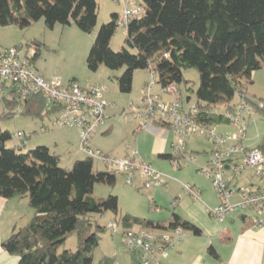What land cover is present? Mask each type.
Masks as SVG:
<instances>
[{"label": "trees", "instance_id": "trees-1", "mask_svg": "<svg viewBox=\"0 0 264 264\" xmlns=\"http://www.w3.org/2000/svg\"><path fill=\"white\" fill-rule=\"evenodd\" d=\"M142 3L144 15L129 23L121 51L114 52L110 47L119 15L113 14L112 22L101 27L88 56V67L92 71L101 65L112 71L125 68L117 78L124 93L132 90L137 70L153 69L157 84L163 89L177 85L183 103L180 85L190 83L183 71L195 69L199 73V87L194 91L191 86L188 92L195 95L197 121L217 128L229 125L226 114L237 110L238 94L250 95L248 86L252 84L253 73L264 69V0H142ZM98 10L97 0H0V26L25 30L44 19L49 29L57 24L75 23L81 31L91 33L97 25ZM39 55L38 48L33 64ZM0 91L7 94L1 98L4 112L0 114V122L17 117L14 88L2 83ZM45 106L43 96H33L20 115L44 122L48 116ZM218 107L225 113H217ZM12 138L9 131L0 127V197L27 198L35 215L3 242L4 251L19 257V264H96L93 255L106 227L96 225L92 215L111 211L118 216V198L114 195L96 198L94 187L99 183L115 185L116 174L110 170L95 171V161L89 157L76 161L70 169L62 168L59 156L48 147L38 146L22 153L23 147L19 145L7 147ZM256 149L264 155V141ZM119 220L127 230L136 226L181 227L197 236L202 233L198 226L177 214L167 221L131 215ZM73 235L78 239L76 251L63 249ZM209 252L216 254L213 247ZM114 263L115 259L109 257L100 262Z\"/></svg>", "mask_w": 264, "mask_h": 264}, {"label": "built area", "instance_id": "built-area-1", "mask_svg": "<svg viewBox=\"0 0 264 264\" xmlns=\"http://www.w3.org/2000/svg\"><path fill=\"white\" fill-rule=\"evenodd\" d=\"M123 6V14L117 22V29L123 28L127 34L128 25L134 18L144 15L142 0H115ZM36 51L33 47L16 46L0 48V84L12 86L17 94L16 114L20 115L28 99L41 95L46 106L45 113L52 117L49 128H76L80 132V150L89 158L104 163L108 170L121 176L126 185L139 191H147L156 187L165 188L167 176L140 159L138 153L126 158H113L93 150L91 140L103 124L109 102L104 99L105 88L99 85L81 87L77 83L64 85L60 78L50 80L41 76L34 68L32 60ZM150 82L145 86L144 96L137 105L130 107L134 118L140 121L138 130H146L151 126L166 128L174 133L176 140L172 144V164L180 169L188 163L195 162V156L187 151V141L192 137L203 138L211 146V157L207 166L200 168V173L210 178L216 191L220 205L209 209L211 216L220 223L228 215L237 211L249 210L250 219L255 229L264 227V189H251L240 186L232 187L230 181L248 170L264 182V155L256 148L244 146L243 139L247 132L245 115L261 113L264 115V100L250 95L238 94L237 110L227 113L226 119L235 127L233 132H220L217 127L199 123L196 119L198 108L192 104L186 109L181 100L176 84H170L163 91L173 97L172 101H164L154 91L157 74L150 70ZM19 147H24L25 135L18 132L14 136ZM186 195L200 200L201 193L193 185L182 183ZM240 196V201L232 199ZM178 199L173 201L177 206ZM109 228L114 234L121 236L122 246L132 257V264H164L163 259L169 251L181 243L186 231L181 228L143 229L134 227L125 229L121 220L111 222Z\"/></svg>", "mask_w": 264, "mask_h": 264}, {"label": "rangeland", "instance_id": "rangeland-1", "mask_svg": "<svg viewBox=\"0 0 264 264\" xmlns=\"http://www.w3.org/2000/svg\"><path fill=\"white\" fill-rule=\"evenodd\" d=\"M97 1L99 5L97 25L91 33L81 31L75 23H72L70 26L57 24L53 29H49L46 27L44 19H41L25 30H21L17 26H0V48H12L13 46L22 45L25 46V48L33 47L35 51L39 48L40 55L34 62V65L39 73L47 80L58 77L64 85L69 83H77L81 87L89 85H106L107 89L110 91L114 88L117 99L111 100L110 105L106 109V119L104 120V124L110 123V125H112L110 132L111 135L109 137L105 136L106 143L114 149L118 148L116 152L122 151L125 153L126 151H130L129 147L133 142V137L130 135L133 134V131L135 130L134 124L136 121L133 114L130 112V107L132 106V103H134V105L138 104V99L141 96L142 90V86H140L138 81L140 78L138 77L140 76L138 74H146L147 71L137 70L134 74L132 90L124 93L120 90L117 78L123 75L125 68L112 71L105 65H101L97 71H92L88 67V56L96 42L101 27L112 22L113 14H118L119 17L123 14V6L115 0ZM125 37V30L121 27L118 28L110 43L112 51L119 52L123 49ZM133 53L135 52L133 51ZM255 73H258L260 74L259 76H261V74H264V69L258 70ZM183 75L190 83L189 85H180L182 98L183 100H186L188 96H191V101L194 104L195 95L188 92V88L192 86L194 91L198 89L200 83L199 73L195 69H187L183 71ZM248 88H251V84ZM3 95H7L6 92L0 91V114L4 112V106L1 99ZM216 112L220 114L225 113L222 107H218ZM51 119L52 117L48 118V116H46L44 122L48 125L50 124ZM33 124L37 126L35 132L30 129ZM0 127L3 131H9L13 135L12 140L7 143L8 148L20 145L14 138L15 134L21 132L23 134L25 133L24 135H27V138L25 139L26 144L23 147L22 153L33 150L38 146H46L43 144L37 145V142L47 143L52 150L56 149L58 146L56 151L60 155V166L62 168L70 169L75 161L86 157V155L80 150L79 130L76 128H51L50 131H43L41 130L40 122H37L32 117L26 115H18L13 119L2 120L0 122ZM257 129L259 132H264V118L262 123L259 122ZM100 130L101 129H98V132H100ZM101 136L104 135L102 134ZM208 145L209 144L203 138L198 137H192L187 141L188 149L194 152H198L202 149L207 150ZM111 156L116 157V154ZM149 163L155 168H161L163 171L165 169L164 166H162L164 165L163 163H166L165 166L168 164L171 166L169 161H162L158 157L153 160L151 159ZM170 168L177 173H181L188 168L192 174H194L193 179H200L207 183L208 186L212 187L211 182L206 176L196 171L195 164L193 163H188L182 171H179L173 166ZM94 170L99 172L107 171L108 167L104 163L95 160ZM249 173L250 175H252V173L254 174L252 170H250ZM175 179L178 183H180V181L184 182V180L178 177ZM255 181L259 183L257 178H255ZM136 190L131 186L126 185L121 176H117L116 184L113 186L102 183L95 185L94 196L96 198L107 199L110 195H114L118 198V216L111 211L106 212L103 215H92V219L96 225L106 227L105 232L100 234V246L95 250L93 255L96 264H100L105 257L114 258V264H132V257L124 251L120 235L114 234L109 228L111 222L118 221L119 218L125 216L126 213H132L140 217L157 218L154 213L157 211L156 208L162 210L160 206L156 207L153 202V191L149 190L144 192ZM162 195H165V193H161V196ZM172 203L173 200H170V202L166 204L168 205L167 207L170 212L173 211L174 207ZM165 211L166 210H162L160 212L164 215ZM237 213L246 214L249 221H251L250 219L253 217L252 212L249 210H239ZM226 218H229V216ZM218 227L219 231L220 227H222V229L227 228L230 232L229 236L233 238L236 246L237 243L239 244V247L236 250V261L234 264H264V248H262V245H264V229L259 230L262 231L261 233L250 229L249 226V228L245 230L246 224L239 217L235 219L234 224L225 222L221 226L218 224ZM244 230L246 232L242 234ZM77 244V235H73L67 240L63 249L76 251ZM209 247L210 246L207 245V248ZM215 248L222 254L224 259H227L225 258V255L227 256L231 252H234L236 247L231 248L229 245H220L217 242ZM199 255L203 256L202 253H199ZM208 259L212 260L211 263L213 264H225L223 262L219 263L215 260L216 258L211 255H209ZM181 264H190V262L184 260ZM198 264H209V262H204L203 257H200Z\"/></svg>", "mask_w": 264, "mask_h": 264}, {"label": "crops", "instance_id": "crops-1", "mask_svg": "<svg viewBox=\"0 0 264 264\" xmlns=\"http://www.w3.org/2000/svg\"><path fill=\"white\" fill-rule=\"evenodd\" d=\"M34 68L39 73L35 65H34ZM145 71H147L146 74H138L140 75L138 76L140 77L138 81L140 83V86H142L141 96L138 99L139 101L144 96L145 86L150 82V78H151L150 71L149 70H145ZM40 75L43 76L42 74ZM259 75L260 74L258 73H255V72L253 73L251 88L250 89L248 88V92L252 97H255L257 99H264V74H261V76ZM102 86L105 88V91L103 93L104 99L107 102H109V105H110L112 99H117L114 88L112 89V91H110L109 89H107L106 85H102ZM154 91L156 93H159L164 101H172L173 99V97L169 94H166L163 91V88L158 84L155 85ZM191 100H192L191 96H188L187 99L185 100L184 104H185L186 109H188L193 104ZM131 105H134V103H132ZM263 118L264 116L259 112L254 113V114L251 113L250 115L248 114L245 115V119H247V124H246L247 132L245 134V138L243 139V144L245 147L249 149H253V148H256L260 142L264 141V132H259L257 129L259 122L261 123L263 122ZM37 122H40V121H37ZM40 124H41V130L43 131L51 130V128H49L48 130L44 129L45 127L49 126V124L47 125L45 122H40ZM134 125H135V130L133 131V134L130 135L133 137L132 138L133 142L130 144V147H129L130 151H126L125 153H123L122 151L116 152L118 148L114 149L113 147H110L106 143V137H109L111 135L110 132H111L112 125H110V123L104 124V122L99 127V129H101L100 132H98L97 130L96 133L94 134L91 140V144H90L91 148L93 150L100 151L102 154L106 156H110V157H113L111 155L116 154V157H113V158H117V157L126 158V157L133 156V154L135 153H138L140 159L150 164L152 167L154 166L151 163H149V161L151 159L153 160L154 158L158 157L162 161H165V162L169 161L171 166H173L171 158L167 159V158L162 157V155H169V156L174 155L172 144L176 140V137L174 133L172 132V130H170V128L167 129L164 127L160 128L159 126H151L149 129L140 131L138 130L140 126V121L137 119ZM36 127L37 126L33 124V126L30 127V129L34 130L35 132ZM217 129L220 132H233L236 130L235 127L230 124L218 127ZM102 134L104 136H101ZM79 138H80V132H79ZM36 144L37 145L43 144V145L48 146L51 153L59 156L60 158L59 153L56 151L58 148L57 145H56L57 146L56 149L52 150L50 145H47V143L37 142ZM211 150L212 149H211L210 144L208 145L207 150L202 149L198 152H194L188 149L187 147V151L190 154L195 156V162L194 163L192 162V163L195 164V168H196V171H198V173H200V170H199L200 168L208 165L210 157H211ZM86 158L87 156L84 158L78 159V161L84 160ZM163 164L164 165L162 166H164L165 168L164 171L161 168L159 169L155 167L154 168L160 171L161 173H163L164 175H167V177L169 176L166 181V186L165 188L156 187L150 190L153 191L152 197H153V202L155 203V206L156 207L160 206L162 210H166L164 212V215L163 213L160 212L162 210H158V208H156L157 211L154 212L157 218L140 217L132 213H126L125 215H131L134 217H138L142 219H149L153 221H167L172 217L173 214H177L181 216L183 219L195 224L201 229L202 233L200 236L194 235V233L190 231H186L185 233L186 235L181 241V243L178 244L176 247L172 248L169 251L168 256L163 259L164 264H181V262L184 260L189 261L190 264H198L200 257H203L204 262H209V264H213L211 263L212 260L208 259L209 255L215 257L216 258L215 260L218 261L219 263L223 262L225 264H234V262L236 261V250L238 249L239 244L237 243V246H236L233 238L229 236L230 232L228 231L227 228L222 229V227H220V231H219L218 224L219 226L223 225L225 222L229 224L230 223L234 224L235 219L239 217L246 224L245 230H247L250 227V229L261 233L262 231H259V230L264 229V227L258 228V229L253 228L250 221L247 218L248 216L246 214H243L244 212L239 213V214L235 213L233 215H228L229 218H225L222 223H220L219 221L217 222V219L211 216L209 212V209L214 210L220 205L219 197L216 191L214 190L213 186L212 187L208 186L207 183L201 181L200 179L198 180L193 179L194 174H192V172L188 168H187L188 170L186 169L185 171H182V169L186 165L178 169L179 171H182L181 173H177V172H174L175 170H171L170 168L171 166H169L168 163H167L168 164L167 166H165L166 163H163ZM249 171L250 170L244 172L243 174L239 176H234L232 178V181H230V185L232 187L245 186L251 189H264V182L261 181L256 176H254L253 173L252 175H250ZM176 177L184 180V182L180 181V183H178L175 179ZM206 178L211 182L209 177L206 176ZM255 178L258 179L259 183L255 181ZM182 183L191 184L197 190H199L201 193L200 200H196L186 195L182 188ZM134 190H136V188H134ZM161 193H165V195L161 196ZM175 199H178L177 206H174L173 211L170 212L167 207L168 205L166 204H168L170 200L174 201ZM240 199L241 197L237 196L233 198L232 200L233 202H235V201H240ZM34 215H35V212L30 207L29 200L27 198L6 200L0 197V264H19V257L11 255L7 253L6 251H4L2 244L4 241L8 240L13 235V233L25 227L32 220ZM245 230L242 232V234L246 232ZM217 242L220 245L222 244L229 245L231 248L232 247L233 248L236 247V248L234 252H231L227 256L225 255V258L227 259H224L222 254L215 248V244ZM207 245L215 249L216 251L215 255H212L209 252L210 247L207 248ZM262 248H264V245H262ZM199 253H202L203 256H200ZM226 260H227V263H226Z\"/></svg>", "mask_w": 264, "mask_h": 264}]
</instances>
